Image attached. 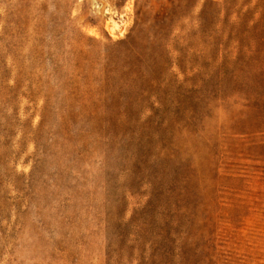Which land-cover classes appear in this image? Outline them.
<instances>
[{"label":"rangeland","instance_id":"1","mask_svg":"<svg viewBox=\"0 0 264 264\" xmlns=\"http://www.w3.org/2000/svg\"><path fill=\"white\" fill-rule=\"evenodd\" d=\"M0 264H264V0H0Z\"/></svg>","mask_w":264,"mask_h":264}]
</instances>
